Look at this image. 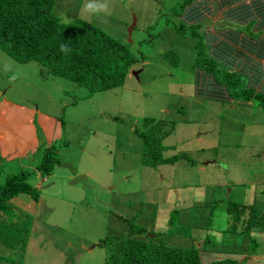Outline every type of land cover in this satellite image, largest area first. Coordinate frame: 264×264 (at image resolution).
<instances>
[{
	"label": "rangeland",
	"instance_id": "1",
	"mask_svg": "<svg viewBox=\"0 0 264 264\" xmlns=\"http://www.w3.org/2000/svg\"><path fill=\"white\" fill-rule=\"evenodd\" d=\"M190 1L56 0L62 21L88 20L138 57L124 85L111 90L92 93L0 47V184L25 169L40 192L38 201L26 193L10 201L0 255L18 264H104L102 240L126 235L132 220L147 228L141 238L165 234L175 210L193 232L169 244L209 240L208 250L263 253L264 110L256 100L222 103L198 92L196 66L209 60L180 17ZM146 119L174 125L164 156L178 160L144 164L138 134ZM48 148L60 163L43 175Z\"/></svg>",
	"mask_w": 264,
	"mask_h": 264
},
{
	"label": "trees",
	"instance_id": "2",
	"mask_svg": "<svg viewBox=\"0 0 264 264\" xmlns=\"http://www.w3.org/2000/svg\"><path fill=\"white\" fill-rule=\"evenodd\" d=\"M55 5L56 0H0V47L15 60L20 62L36 60L48 67L51 75L61 76L86 86L92 93L124 85L128 75L139 63L135 53L128 45L88 20L62 21L55 12ZM188 24L195 37L200 36L197 48L203 45L206 50L204 54L208 55L209 60L203 68L196 66L199 88L202 84V89H198V92L206 98L202 79L206 70L224 84L230 97L238 96L244 101L256 100L258 106L264 110V92L247 87L239 89L241 84L239 74L228 69L222 73L217 61L208 54L206 36L201 34L202 26L189 22ZM178 29L184 30L181 27ZM144 124L138 134L144 143V164L157 168L178 160L177 155L164 156V152L170 147L163 144V138L172 133L174 125L151 119H146ZM48 149L43 161L38 165V170L43 175L49 174L54 166L60 163V160L54 157L52 149ZM29 177L30 172L23 169L18 174H8L5 182L0 184V221L11 213L10 201L18 195L26 193L36 201L40 199V192L28 181ZM240 214L241 212L238 216ZM179 217V211H173L169 219V230L165 234L150 233L147 239L138 235L147 233V228L133 220L130 221L129 233L109 236L100 242L105 245L108 252L104 264H206L207 259L202 257L204 251L202 248H205L204 244L210 243L209 240H204L202 247L196 244L176 246L168 243L167 239L174 234L183 233L186 237L192 235L193 227L180 225ZM247 228L249 226L243 228V231ZM193 239L194 243L203 240L195 237ZM233 259L235 258L226 257L208 264H237ZM3 263L18 264V260L0 255V264Z\"/></svg>",
	"mask_w": 264,
	"mask_h": 264
},
{
	"label": "crops",
	"instance_id": "3",
	"mask_svg": "<svg viewBox=\"0 0 264 264\" xmlns=\"http://www.w3.org/2000/svg\"><path fill=\"white\" fill-rule=\"evenodd\" d=\"M180 17L192 25L199 24L201 30L205 27L211 58L238 73L244 87L264 92V0H194ZM202 79L207 99L222 103L239 99L245 105L253 102L230 97L224 84L211 72L205 70ZM207 245L202 248L206 264L226 257L245 258L246 264H264V251L258 253V247L253 253L244 254L208 250Z\"/></svg>",
	"mask_w": 264,
	"mask_h": 264
},
{
	"label": "water",
	"instance_id": "4",
	"mask_svg": "<svg viewBox=\"0 0 264 264\" xmlns=\"http://www.w3.org/2000/svg\"><path fill=\"white\" fill-rule=\"evenodd\" d=\"M136 26V20H134L133 24L129 28V37L132 38V33ZM135 75H138V72H134Z\"/></svg>",
	"mask_w": 264,
	"mask_h": 264
},
{
	"label": "clouds",
	"instance_id": "5",
	"mask_svg": "<svg viewBox=\"0 0 264 264\" xmlns=\"http://www.w3.org/2000/svg\"><path fill=\"white\" fill-rule=\"evenodd\" d=\"M88 7H89V9H91V8H92V3H90V4L88 5ZM61 49H62V50L64 49V46H63V45L61 46Z\"/></svg>",
	"mask_w": 264,
	"mask_h": 264
}]
</instances>
